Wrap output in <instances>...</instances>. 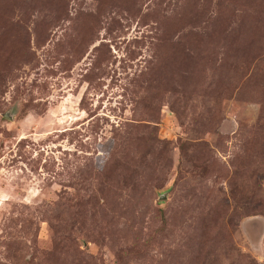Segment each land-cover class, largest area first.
I'll return each mask as SVG.
<instances>
[{
    "label": "rangeland",
    "instance_id": "1",
    "mask_svg": "<svg viewBox=\"0 0 264 264\" xmlns=\"http://www.w3.org/2000/svg\"><path fill=\"white\" fill-rule=\"evenodd\" d=\"M0 264H264V0H0Z\"/></svg>",
    "mask_w": 264,
    "mask_h": 264
}]
</instances>
